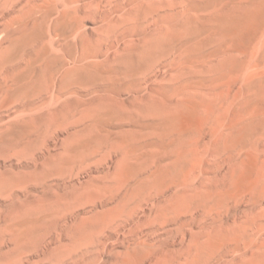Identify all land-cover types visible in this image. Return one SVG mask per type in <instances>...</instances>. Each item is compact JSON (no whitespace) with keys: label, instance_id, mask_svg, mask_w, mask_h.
Here are the masks:
<instances>
[{"label":"bare ground","instance_id":"obj_1","mask_svg":"<svg viewBox=\"0 0 264 264\" xmlns=\"http://www.w3.org/2000/svg\"><path fill=\"white\" fill-rule=\"evenodd\" d=\"M181 1L184 3L181 11H170L166 0H115L114 8L105 11L102 0H0V78L3 79L0 81V108H15L13 115L0 117L3 131L0 142L8 135H15L18 143L27 142L44 124L46 118L40 113L46 106L54 110L57 120L69 119L74 106L72 94H77L90 102L89 116L99 132L89 133L87 139L76 144L80 155L65 161H71L72 168L89 166L91 156L98 150L107 152L103 144L109 141L106 147L114 151L121 147V158L126 162L120 165L122 173L113 175L111 181H90L88 186L94 191H82L79 197L93 200L101 193L108 195L123 188L128 192L129 185L121 177L125 170H131L133 176L138 166L149 161L155 164L154 171L148 175L151 179L134 187L130 194L142 196L141 201H150L151 188L164 195L169 186H174L177 193L167 202H116L111 208L81 218L74 224L72 238L56 245L51 235L65 216L60 206L69 205L52 201L58 205L38 208L36 215L28 217L24 223L10 221L0 227L7 232L16 251L12 261L7 260L6 264H75L77 258L80 264H108V260L100 256V238L105 231L126 228L133 235V243L124 246L120 250L122 256L112 257L111 263L174 264L169 258L172 243L147 240L137 231H141L142 226L149 228L148 232L165 227L171 235L170 224L187 209L206 202L204 197L196 201L199 191L194 188L189 191L186 187L191 163L198 160L202 140L208 146L204 156L220 157L234 168V134L239 132L241 139L246 134L254 144L245 150L248 158L251 157L252 169H248L242 187L252 195L255 193L259 186L257 181L261 175V179L264 177L259 165L264 164V149L257 148L264 138V0H245L248 6L239 7L242 19L235 22L234 7H225L228 0H211L212 3L208 0L205 4L201 0ZM92 4L100 9L92 11ZM89 16L101 17V21L96 22L95 33L86 25ZM204 19L228 23L227 26L206 27ZM208 30L226 35V45L203 51L201 47L208 41ZM104 44L108 47L106 51ZM173 64L174 69H169ZM158 67L166 72L161 76L166 82L154 84L152 80L157 77ZM232 79L239 86L234 96L238 99L230 108V116L218 117L213 129L205 131L204 122L210 111L216 109L214 105L218 100L214 96L220 84ZM77 86L86 88L87 93L80 95ZM47 89L50 97L45 98ZM207 93L213 98H206ZM100 109H105V113ZM143 114H148L144 122ZM235 114L240 119L234 118ZM115 118L130 120L135 128L157 129L161 136L145 141L136 129L117 135L112 129ZM247 139L244 140L248 143ZM84 147H90L88 152L84 153ZM17 183L18 180L9 176L2 177L0 191H8ZM260 193L253 197L257 204L261 202ZM207 194L212 195L210 204L206 205L212 218L200 220L205 240L193 238L196 264H213L227 258L229 253L234 256L236 232L228 223L234 210L226 207L227 212L221 213L223 202H228L230 197L234 202V182L228 183L224 191L212 189ZM77 203L92 205L96 202H72V211ZM148 204L152 208L145 212L143 208ZM140 209L142 214H139ZM260 219L254 223L258 224ZM261 224L260 221L255 227ZM259 228L263 231L264 224ZM259 231L256 230L257 235ZM243 233L245 239L247 233ZM4 240V236H0V246ZM259 246H253L257 248L254 255L263 252L264 245L263 249H258ZM79 252L81 256L72 262V257ZM29 255L39 258L32 261ZM263 255L256 257L258 262L261 263L259 257Z\"/></svg>","mask_w":264,"mask_h":264},{"label":"rangeland","instance_id":"obj_2","mask_svg":"<svg viewBox=\"0 0 264 264\" xmlns=\"http://www.w3.org/2000/svg\"><path fill=\"white\" fill-rule=\"evenodd\" d=\"M166 1L167 4H169V7H171L170 11H174L175 9L181 11L184 8V3L181 0ZM228 1V5L225 6ZM228 1L224 2L223 6L228 7V9L234 7V22L239 20V18L242 19L240 16V9L248 6L247 1ZM102 2H104L105 11H111L114 8L115 0H102ZM201 2L202 4H205L208 0H201ZM210 2L212 3L211 0ZM96 9L100 8H97L94 4H92V11H96ZM98 21H101V17L99 16H89L86 19V25L93 33L97 31L95 28L96 22ZM203 21L206 24V27H211L214 24H217L219 27L227 26L228 23L226 20L213 22L209 19H204ZM207 33L209 38L204 46L201 47V49L203 48V51L218 48L219 45H226L228 42V37L226 35L224 36L222 33L211 30H208ZM107 48V45H105V51ZM174 67L175 64H173V66L169 69H174ZM165 73L166 72L162 69V67L156 68L155 74L157 77H154L152 80L153 83L160 84L162 82H166L161 79V76L165 75ZM0 81H3L2 77L0 78ZM238 86V82L234 81V79L223 81L220 84V90L214 96V99L216 101L218 100L216 105H214V107L216 106V109L213 112L210 111L209 118L207 119L208 121L206 120L204 122L205 131L213 129L217 123L216 119H218V117L221 119L222 117L230 116V108L234 106V100L238 99L237 97H234L235 93L238 91ZM76 89L80 95H85L87 93L86 88L77 86ZM44 97H50L49 89L44 92ZM205 97L208 99L213 98L211 93L205 94ZM126 101L129 102L130 100H127L126 98ZM72 102L74 106L72 107V117L69 119L63 117L60 121L57 120L54 110L49 106H46L40 113L44 115L46 120L44 124L39 126L36 130H43L42 133L35 131L31 138L25 143H18L15 135H8L6 139L0 142V178L9 176L14 180H18L17 185L13 186L8 191H0V227L10 221L14 223H24L28 217L36 215L38 208H46L57 204L53 202L69 205V207L60 206V209L62 210L61 212H64L65 216L61 218L59 227L51 235L52 239L57 241L54 244L56 245L57 243L60 244L62 242H67L70 238H72L74 224L81 218L91 216L96 212L111 208L116 202H134L136 200H140V202H167L169 201L168 198L171 199V195L173 197L174 194H177L174 186H169L166 192L167 194L165 193L164 195L155 193V190L151 188L150 191L152 197L150 201H141L142 196L137 195L135 197L133 194H130V190L134 187L151 179L148 178V175L154 171L155 164L153 161H149L143 166H138L133 176H131V170H125L124 175L121 177H123L126 184L129 185L130 190L128 192L126 191V188H123L108 195L101 193L99 194V198L93 200L88 197H79V194L82 191L93 190L88 186L90 181L96 179H108L111 181L113 179V175L116 176L117 174L122 173L120 172V165H123L126 162L121 158V147L118 143L116 144L117 147H120V150L117 149L119 152L114 151V149L109 146L106 147L109 144V141L103 144L107 152L103 153L98 150V153L91 156L89 166L84 164L81 169H78L75 166L72 168V162L65 161L69 160L71 157L80 155L77 150L79 147L75 149L76 144H80L82 141L87 139L89 133L99 132L97 126L92 122L89 116V112L91 110L90 102L77 94H72ZM61 106L62 105H60V107ZM105 111V109H100V112L105 113ZM238 112L239 111H237V113ZM14 113L15 108L12 106H7L2 109L0 108V117L6 118ZM141 118L142 122L146 121L148 119V114H143ZM234 118H239V116L235 114ZM109 119L110 117H108L106 121ZM112 121L115 125L112 129L117 135H123L126 132H131L132 129H136V131L141 133L140 136L145 137V141L155 139L158 135L161 136L159 134L160 131L157 129L156 131L151 129L147 130L142 126H136L135 128L133 126V122L130 120L115 118ZM140 128H143V130L140 131ZM2 132L3 131L0 130V134ZM239 135H241L239 132L236 135L234 134V138L236 139L234 141V168L231 164L223 162V159L220 157L214 158L210 154L204 156V152L206 151L205 147L208 146L204 140L201 141L198 149V160H193L191 163L190 180L186 187L189 191L193 188L199 191V195L197 197L194 196L196 197V201L199 197H204L206 202H201L200 205L187 209L183 215L178 217V220L174 224H170L169 229L171 230V235L165 231V227L148 232L149 228L142 226V230L137 231L141 233V237H147V240L156 241V243L163 241H169L172 243L173 250L169 254V258L174 264H196L194 262L195 248L193 238L197 237L200 241L205 240V236L201 232L200 220L202 218H212V213L209 211L210 209L206 208V205L210 204L209 197H212V195L207 194V191L212 189H220L224 191L226 190L228 183L232 182H234V202H232L233 200L231 197L228 202H223L224 207L221 209V213L227 212L226 207L234 210V214L228 218L229 225L234 228L236 233L238 232L237 234H234V239L236 238L234 242V256L233 253H229L227 258L217 260L216 262H213V264H256L258 262V256L263 255L264 250L263 252L258 251V256L254 255V253L256 254L257 252L255 251L257 248L253 249V246L257 247L260 245L258 249L264 248V230L261 231V228L258 229V227L264 224V221H262V218L264 217V196L261 194H264V184H262L264 177L261 179V175L259 181H257L259 186L253 195L252 192L243 189L242 182L247 179L248 169H252L250 168V164L252 163L250 159L251 157L248 158L246 151L249 147L248 145L251 146L254 143H251V139H247L246 134L243 135V139L239 138ZM245 138L248 140V143L244 140ZM236 141L239 142L241 146H237ZM263 146L264 138L260 140L257 148L264 149ZM83 149L85 153L88 152L87 150L90 149V147H84ZM254 154L255 156L257 155L256 150H254ZM259 165L261 171L263 172L264 164ZM248 182L249 180H247V183ZM259 193L261 195V202L260 204L259 202L257 204L254 202L253 197H257ZM72 202L96 203L92 205L77 203L73 212ZM144 207V211L148 212L152 208V205L148 204ZM139 214H142V209H140ZM260 215L263 216L261 219ZM192 216L196 217V220L192 219ZM258 218L263 224L256 228L255 226L259 225L260 221H258V224H255L254 222H257ZM179 227H182V229ZM256 230L257 232L260 230L259 232L261 234L259 233L260 235H257ZM243 232L247 233L246 237H249L250 235L249 240L248 238L246 240V237L244 239L243 236L246 234ZM239 233H242L243 236L242 234L239 236ZM108 234H111V237H108ZM0 236H4L5 238L4 242L0 246V264H6L7 260L12 261V257L16 251L5 230H0ZM238 236L239 238L241 237V239H238ZM256 237H259V240L257 238L258 242L256 241ZM262 238L263 241H261ZM100 239H102V243L98 245L99 252H101L100 256L107 259L108 264L114 263L110 262L112 257L122 256V252H120V250L122 251L124 246H128L133 243V235L129 233L127 228L117 232L105 231V234H103ZM244 240L245 243L243 242ZM237 241H239V243L236 244ZM254 243H258L257 246ZM251 244L252 247L250 246ZM262 246L263 248H261ZM251 254L254 256H251ZM79 256H81V252L72 257V262ZM28 257L32 261H36L39 258L36 255H29ZM259 258L262 259L263 263L262 261L261 263L264 264V257ZM76 261L77 262L75 264L81 263V260L78 258ZM258 263L261 264L260 262ZM144 264L149 263L145 262Z\"/></svg>","mask_w":264,"mask_h":264}]
</instances>
